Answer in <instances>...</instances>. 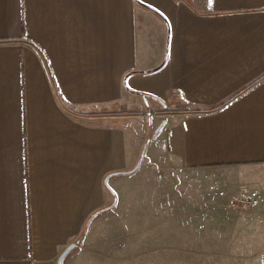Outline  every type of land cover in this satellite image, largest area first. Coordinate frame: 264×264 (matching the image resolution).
<instances>
[{"label":"crops","instance_id":"0c3cea01","mask_svg":"<svg viewBox=\"0 0 264 264\" xmlns=\"http://www.w3.org/2000/svg\"><path fill=\"white\" fill-rule=\"evenodd\" d=\"M170 179L216 194L176 196L165 264H264V0H0V264L82 255L119 184Z\"/></svg>","mask_w":264,"mask_h":264},{"label":"rangeland","instance_id":"374dc122","mask_svg":"<svg viewBox=\"0 0 264 264\" xmlns=\"http://www.w3.org/2000/svg\"><path fill=\"white\" fill-rule=\"evenodd\" d=\"M134 108L135 107L131 106L130 109H124L120 104L110 105L107 108L108 116L110 120L121 119L122 121L120 122L124 123V119L127 118V116L135 113L133 110ZM91 110L102 112L101 110L104 109L99 107ZM148 112L151 113V109H149ZM162 124L163 123L152 133L153 136L156 134L158 135L157 131ZM136 125L140 126V124ZM153 125H151V128L148 127V129L153 130ZM138 130L140 135H137V140H145L142 144V150L140 153L136 154L137 143L134 139H132L133 143L129 148H131V156H136L135 159H133L136 167L144 158L146 151L145 161L140 169V171L144 172L146 170V159H148L149 151H151L150 146H154L157 139L160 137L157 136L156 138L155 136V138L152 139V137H150V132L148 133L147 130L141 127H138ZM146 146H149V149ZM134 153L136 155H134ZM140 171L135 173L138 174ZM206 180H215V178L209 177L206 178ZM170 181L172 185H170L169 181L168 185H166L162 181L145 182L144 180L135 183L132 181L119 184V188L121 189L120 195L122 194L125 197L118 201V197L116 196L117 205L115 210L111 212L114 213V216L103 222L102 228L99 230L98 234H96L92 242H89L88 250L83 252L82 255L77 252L71 254L66 259V264H70L69 260L75 257L81 263L72 264H165V255L167 252V250H165V226L170 220L168 208L170 209L171 207L173 211L175 210L176 196L180 194L186 195V193L190 195L189 197H196L201 193L210 196L216 194V188L212 183L213 181H208L205 186L197 185L196 183H188V185H186L182 182L179 188L176 185L175 179H170ZM114 186L117 187L115 182L110 184L109 187L113 188ZM112 190L115 192L114 188ZM205 204V209L216 208H213V205H209V202ZM200 209L203 208L197 209L189 207L187 210L193 212ZM117 221L119 224H114Z\"/></svg>","mask_w":264,"mask_h":264},{"label":"built area","instance_id":"2783aa9c","mask_svg":"<svg viewBox=\"0 0 264 264\" xmlns=\"http://www.w3.org/2000/svg\"><path fill=\"white\" fill-rule=\"evenodd\" d=\"M257 205V201L256 200H246V201H232L230 203V208L233 210H244V209H248L251 207H254Z\"/></svg>","mask_w":264,"mask_h":264},{"label":"water","instance_id":"95a60500","mask_svg":"<svg viewBox=\"0 0 264 264\" xmlns=\"http://www.w3.org/2000/svg\"><path fill=\"white\" fill-rule=\"evenodd\" d=\"M167 59V57H166ZM142 163V160L139 162V164L137 165V167L133 170V172H136L139 168H140V165ZM132 171L130 172H127V173H123L124 175H131V173H133ZM77 244H73L71 245L64 253L63 255L61 256L60 260H59V263L58 264H64V261L66 260V258L74 251L76 250L77 248Z\"/></svg>","mask_w":264,"mask_h":264},{"label":"trees","instance_id":"16d2710c","mask_svg":"<svg viewBox=\"0 0 264 264\" xmlns=\"http://www.w3.org/2000/svg\"><path fill=\"white\" fill-rule=\"evenodd\" d=\"M137 95H140V96L143 97L145 100H148V99H154L153 97L148 96V95H143V94H137ZM154 100H156V99H154Z\"/></svg>","mask_w":264,"mask_h":264},{"label":"snow or ice","instance_id":"6c2138e0","mask_svg":"<svg viewBox=\"0 0 264 264\" xmlns=\"http://www.w3.org/2000/svg\"><path fill=\"white\" fill-rule=\"evenodd\" d=\"M209 3H211V0H209Z\"/></svg>","mask_w":264,"mask_h":264}]
</instances>
